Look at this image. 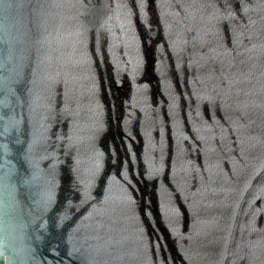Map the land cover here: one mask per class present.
Instances as JSON below:
<instances>
[{
    "label": "water",
    "instance_id": "water-1",
    "mask_svg": "<svg viewBox=\"0 0 264 264\" xmlns=\"http://www.w3.org/2000/svg\"><path fill=\"white\" fill-rule=\"evenodd\" d=\"M0 264H264V0H0Z\"/></svg>",
    "mask_w": 264,
    "mask_h": 264
}]
</instances>
